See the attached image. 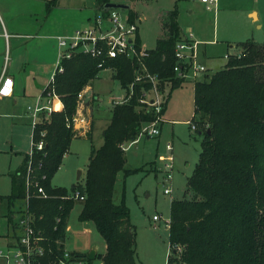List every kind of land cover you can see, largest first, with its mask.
Segmentation results:
<instances>
[{
	"label": "trees",
	"instance_id": "16d2710c",
	"mask_svg": "<svg viewBox=\"0 0 264 264\" xmlns=\"http://www.w3.org/2000/svg\"><path fill=\"white\" fill-rule=\"evenodd\" d=\"M178 12L176 2L163 14L165 32L145 58L151 72L171 82L167 97L183 81L174 72L175 44L183 38ZM134 17L132 11L131 20ZM238 46L240 51L228 54L223 68L195 82L193 119L201 133V151L188 179L191 196L171 201L168 264H264V40L250 38ZM62 63L64 71L57 73L46 92L54 90L63 108L42 113L33 137L43 139L44 148L25 155L11 176L7 196L10 202L26 198L30 168L29 211L46 238L40 264H53L63 256L68 219L77 202L66 197L67 188L54 186L52 178L76 136L73 115L78 93L105 68H114L115 78L125 88L135 79V65L125 57L77 52ZM142 87L137 84L135 97L115 105L103 145L92 150L85 181L72 186V191L85 196L79 220L94 222L106 242L105 253L98 255L104 264H137L130 209L124 197L116 203L114 193L118 173L127 176L134 171L126 168L124 143L134 141L156 119L138 101ZM60 107L57 101L55 108ZM39 187L46 196L38 193ZM73 254L92 260L89 253Z\"/></svg>",
	"mask_w": 264,
	"mask_h": 264
},
{
	"label": "rangeland",
	"instance_id": "374dc122",
	"mask_svg": "<svg viewBox=\"0 0 264 264\" xmlns=\"http://www.w3.org/2000/svg\"><path fill=\"white\" fill-rule=\"evenodd\" d=\"M237 1L242 6L258 7L264 16V0ZM128 2L131 3V9L139 13L137 23L140 26L143 44L148 48L155 47L157 38L165 32L162 26L164 18L162 11L173 8L176 0H128ZM178 3L183 5L184 11L186 9L184 4L191 3V0H179ZM96 10L97 7L93 5L92 0H56L51 4L49 0H0V34L4 33L5 28L11 33L30 34L34 38L26 40H29L27 43L30 42L33 46L39 34L72 33L76 28L84 26L87 23V16L91 14L93 16ZM232 12L235 16L242 13L235 4H233ZM181 18L185 31L188 29L187 26L193 27V17L190 18L187 15ZM210 28L209 26L208 29ZM255 36L257 41H263L264 27L256 29ZM0 39H3L1 35ZM196 40L199 42L198 61L208 68L210 74L225 66L227 51L231 54L240 51L238 42L230 47V44L222 40H218L219 42L215 45H205V41ZM206 47L208 57L203 52ZM28 53L37 56L36 47H31ZM164 82L167 84H163ZM170 83L169 81L161 83L168 100L162 120L157 123L161 135L148 137V134L142 130L134 141L127 143L126 168L134 171L127 176L123 172L120 173L114 193V201L120 203L124 197L130 209L131 222L137 233V264H168L171 245L166 221L170 220L171 201L191 196V192L188 191V179L199 161L202 137L192 130L189 124L195 115V79L189 78L181 83L167 97L171 88L168 85ZM91 85L93 91L100 95L99 100L92 101L94 126L92 135L90 137L83 135L72 140L70 154L63 161L65 164H62L52 178L53 184L67 188L68 193H73L72 186L75 183L85 181L89 155L93 147L103 143V127L111 118V110L114 107L110 95L126 92L119 81L113 77L111 68L100 71V76L96 77ZM29 102L32 104L35 100ZM26 104L19 103L14 113L23 115L22 117L0 114V195L3 196L10 193V174L22 161L24 153L18 151V147L25 150L24 152L31 151L32 117H27ZM166 120L178 121L173 123ZM168 144L173 145V151L168 150ZM171 155H173L174 166L173 178L168 182L165 163L172 159ZM79 171H81L80 174ZM166 187L171 188V193H165ZM24 204L23 199L16 200L10 205L7 199L0 198V248L7 247V240L14 241L15 232L20 233L19 230L15 231L9 219L11 215H14L13 222H18L20 213H23ZM82 207L81 200H77L68 220L69 228H67L64 247L70 251L85 253L94 248L104 251L106 242L96 226L91 221L79 220ZM154 215L160 216V219L155 220ZM89 263L104 264L100 258L92 259Z\"/></svg>",
	"mask_w": 264,
	"mask_h": 264
},
{
	"label": "built area",
	"instance_id": "2783aa9c",
	"mask_svg": "<svg viewBox=\"0 0 264 264\" xmlns=\"http://www.w3.org/2000/svg\"><path fill=\"white\" fill-rule=\"evenodd\" d=\"M206 4L207 9H213L218 0H201ZM106 2H126V0H98L95 4L97 10L92 16L90 24L76 28L70 34L56 35L58 44V59L56 68L51 75L48 86L55 81L57 73L64 71L63 60L70 58L77 52L91 54L94 57L101 58H116L125 57L132 60L135 65V79L126 87L127 93L122 97H114L115 104H124L129 102L136 96V85L143 84L139 93L138 101L154 113L156 119L143 127V132L149 136H158L160 129L157 123L162 120V114L166 106V95L161 86L162 79L158 74L151 72L145 62V58L149 56V49L138 40L139 25L137 22L130 20V16L124 13L122 7H106L103 5ZM7 37L8 33L4 31ZM198 41L194 38L192 32L184 35L182 39L175 44L176 62L174 72L177 78L185 81L189 78H194L195 82L204 80L211 74L208 68L198 61ZM228 57V55H227ZM14 91V80L10 75H5L0 80V97L12 95ZM87 87L83 88L77 95V110L73 115V126L76 135L84 134L88 131L90 116L87 113L90 111V106L86 105ZM46 97L40 96L36 103L28 106V110L33 119L32 126L35 130L40 121L41 114L46 112L49 115L53 110H56L54 101L59 98L54 90L46 92ZM47 99V103L44 102ZM45 99V100H46ZM192 129L197 130L195 121L190 122ZM45 135V132H42ZM45 141L43 139L35 140L32 138V147L30 156L34 149H43ZM168 150L172 149V145H167ZM173 162L168 160L165 163L166 181L173 178ZM30 172L29 168L26 181V198L23 213H20L18 222H14L16 241L8 245L5 249L0 248V258L4 259V264H40L41 259L45 256L46 247L43 244L46 239L41 231L35 226V217L29 211L30 199ZM38 193L44 194V188L39 187ZM165 193H171V188L166 187ZM66 197L74 198L83 201L84 195H81L78 190L73 193H68ZM154 219H160V216L154 215ZM60 220V218H58ZM169 228L170 220L166 221ZM175 248H179L176 245ZM53 264H90L89 260L84 257L76 256L73 251L65 248L63 256Z\"/></svg>",
	"mask_w": 264,
	"mask_h": 264
},
{
	"label": "crops",
	"instance_id": "0c3cea01",
	"mask_svg": "<svg viewBox=\"0 0 264 264\" xmlns=\"http://www.w3.org/2000/svg\"><path fill=\"white\" fill-rule=\"evenodd\" d=\"M92 1H93V5H94V4H96V2L98 0H92ZM178 1L179 0H176V2H178ZM126 2L130 3V2H128V0ZM49 3H50V0H49ZM233 4H235L236 8L240 9L242 11V13L235 16L232 12ZM184 6L186 9H184V11H183V5H180L178 3V10H179L178 22L180 24L183 36L187 35L189 32H192L194 35V38H196L200 41H205L204 42V43H206L205 45H207V44H214L215 45V44H217L216 42H219L218 40H222V41L226 42L227 44H230V47H232L233 43H235V42L239 43V42L245 41V40L250 39V38L257 41L258 39H257V36H255V30L261 29L264 27V16L260 12L259 8L258 7L242 6L238 3L237 0H234V1L233 0H218L216 6L213 9H207L206 4L204 2H202L201 0H191V3L184 4ZM122 9H123L124 13H126L127 15L130 16V20H131V12L134 11L135 17H134V20H132V21H135V22L138 21L137 16L139 15V13L137 11L131 9V3H130V7L122 8ZM166 11H162V16ZM195 11H198V13H194ZM187 15L190 18L191 17L194 18V20H193L194 23H192L193 27L187 26L188 29L186 30L187 31L186 32L183 29L184 26L182 24L181 16H187ZM212 18H214L213 21H212ZM91 21H92V14L87 16V23L85 25L90 24ZM198 24L200 26H198ZM162 26H163V21H162ZM209 26L211 27L210 30L208 29ZM5 31L8 33L7 37L4 35V33L0 34L1 38H3V39H0V80L5 75H10L14 80V91H13L12 95H10V96L0 97V114H7V115H13V116L17 115L19 117H22L23 115L20 116V114H14V113L17 111V106L19 105V103H27L26 104V112L28 114L27 117L30 118L31 115H30V112L28 110V106L35 104L37 99L40 96L46 97V95H47L46 89H47V86L49 83L48 80H49V78L51 79V75L56 68L55 63L57 62V59H58V44H57L56 35L55 34H50V35L39 34V37L35 38L36 43L33 46H31L30 42L27 43L29 40H26V39L34 38V37H31L30 34L24 35V34H19L16 32L11 33L8 30H6V28H5ZM138 37L140 38L141 43H143V40L140 37V26H139V31H138ZM159 38H157V40ZM31 47H33V48L36 47L37 56H32L30 53H28V50ZM148 49H152V48H148ZM203 52H204V55L206 57H208L207 47L203 50ZM228 54H230L229 51H227V55ZM105 69H107V68H105ZM111 69L113 71V77L115 78V69L114 68H111ZM99 76H100V73L98 74L97 77H99ZM185 81H182V83ZM91 82H90V85L87 86V90L90 89L92 91L91 103L89 105L90 111H89V109L87 111V113L90 116V123H89L88 131H85L86 133H84V134L76 135L75 137H79V136H83V135H87L90 137L92 135L93 130H94V126L92 124V122H93L92 121V112H93L92 101L94 99L99 100L100 95L96 94L93 91V87L91 85ZM168 85L171 86V84H168ZM123 88L126 91V88L125 87H123ZM126 93H127V91L124 94H112V95H110V99H111L114 107H115V105H117L113 101L114 97H122ZM45 99L46 98H44L43 100L45 103H47V99L46 100ZM30 100H32V101L35 100V102L30 104V102H29ZM57 101L60 102L61 107L56 109V110H61L63 108V102L60 99V97L55 99L54 104ZM167 103L168 102H166V106H165V109L163 111V114L167 109ZM114 107H113V109H114ZM113 109L111 110V118L113 116ZM163 114H162V117H163ZM111 118H109L107 120V122L105 123V125L103 127L104 130L109 125ZM32 121H33V119H32ZM166 121H173V123H175L178 120H166ZM191 121H194V119ZM190 127H191V124H190ZM32 128H33V126H32ZM192 130H194V129H192ZM194 131H196L199 135L201 134L198 129L194 130ZM33 133H34V129L32 131V138H33ZM159 135H161V132ZM148 137H150V136L148 135ZM130 142H132V141H128V142L124 143V145H123L124 149L126 148L127 143H130ZM103 143H104V140H103ZM103 143L100 146H102ZM100 146L93 147V148H99ZM31 147H32V145H31ZM70 148H71V146H70ZM18 151L24 153L22 156V161L19 164V166H20L24 161L25 155L30 154V152L29 151L24 152L25 150H21L19 147H18ZM70 151H71V149L65 155L64 159L68 158ZM170 151H173V145H172V149ZM200 151H201V149H200ZM91 154H92V151H91ZM91 154L89 155V158H88L89 160H90ZM199 154H200V152H199ZM171 158H172L171 160L173 162V155H171ZM64 159H63V161H64ZM89 160H88V162H89ZM62 164H65V163L62 162ZM62 164H61V166H62ZM19 166H18V168H19ZM121 172H123V174H124V171H120L118 173V178H119V175ZM13 173L11 172L10 178H11ZM82 174H83V172H82ZM117 181H118V179H117ZM53 185L54 186H61V185H55V184H53ZM116 185H117V182H116ZM115 188H116V186H115ZM11 191H12V180H11ZM11 191L8 195L11 194ZM8 195H4V196L0 195V198L7 199L9 204L11 205L14 202L9 201V199L7 198ZM24 206H25V204H24ZM10 217H12V219H13L14 215H11ZM10 222H12V224L14 223L13 220H10ZM92 223L94 224V222H92ZM67 228H69V224H68ZM14 241H16V235H15ZM14 241H10V239L7 240V243H6L7 246L14 243ZM95 250H96V257L94 259L100 258L99 256L97 257V255L100 253H105L106 245H105L104 251H100L97 248H95ZM73 251H75V250H73ZM80 252H83V251H80ZM83 253H85V252H83ZM0 264H4V259L0 258Z\"/></svg>",
	"mask_w": 264,
	"mask_h": 264
},
{
	"label": "water",
	"instance_id": "95a60500",
	"mask_svg": "<svg viewBox=\"0 0 264 264\" xmlns=\"http://www.w3.org/2000/svg\"><path fill=\"white\" fill-rule=\"evenodd\" d=\"M106 7H122V8H128V7H130V3H127V2H106L103 5V8H106ZM91 94H92V91L90 89H88L87 92H86V97H85V103H86V105H90V103H91ZM208 132L211 133V129H208ZM80 173H81V171H79V174ZM79 178H80V175L78 176V179ZM89 257H90V259H94L96 257V250H95V248L92 249L89 252Z\"/></svg>",
	"mask_w": 264,
	"mask_h": 264
}]
</instances>
